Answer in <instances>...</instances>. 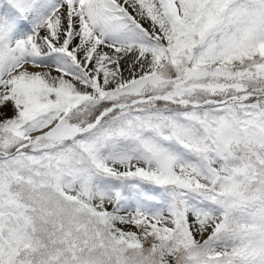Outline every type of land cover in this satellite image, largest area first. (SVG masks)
<instances>
[{
  "label": "snow or ice",
  "instance_id": "1",
  "mask_svg": "<svg viewBox=\"0 0 264 264\" xmlns=\"http://www.w3.org/2000/svg\"><path fill=\"white\" fill-rule=\"evenodd\" d=\"M0 264H264V0H0Z\"/></svg>",
  "mask_w": 264,
  "mask_h": 264
}]
</instances>
